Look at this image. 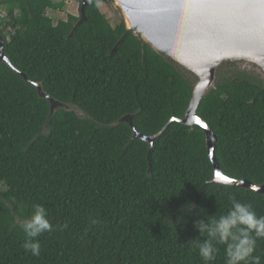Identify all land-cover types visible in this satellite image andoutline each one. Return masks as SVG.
Wrapping results in <instances>:
<instances>
[{
    "label": "trees",
    "instance_id": "trees-1",
    "mask_svg": "<svg viewBox=\"0 0 264 264\" xmlns=\"http://www.w3.org/2000/svg\"><path fill=\"white\" fill-rule=\"evenodd\" d=\"M84 21L57 23L65 1L0 0V34L13 65L0 62V264H204L190 241L196 219L231 208L230 195L264 215V195L215 184L202 127L184 119L193 77L155 52L124 19L111 25L89 0ZM50 96L56 107L52 113ZM198 115L218 137L222 171L264 185V81L236 65L221 69ZM42 204L53 225L26 253L20 224ZM96 221L93 223V221ZM67 225V227H63ZM212 264H225L224 245ZM254 255L264 264V241Z\"/></svg>",
    "mask_w": 264,
    "mask_h": 264
},
{
    "label": "water",
    "instance_id": "water-1",
    "mask_svg": "<svg viewBox=\"0 0 264 264\" xmlns=\"http://www.w3.org/2000/svg\"><path fill=\"white\" fill-rule=\"evenodd\" d=\"M81 3V20L87 21L89 0ZM120 9L128 31L133 32L155 52L171 60L194 79L193 97L184 119L173 118L156 136L142 135L135 127L134 116L122 118L118 124L131 125L134 137L154 145L172 123L200 126L207 135L208 151L215 168V184L240 187L264 195V185L227 176L221 169L215 148L218 137L199 115L203 98L214 88L218 72L236 65L241 70H255L264 81V0H226L203 7L204 0H113ZM6 44L0 34V62L23 76L43 95L42 85L29 80L5 53ZM52 113L57 104L47 95ZM59 105L58 107H61Z\"/></svg>",
    "mask_w": 264,
    "mask_h": 264
},
{
    "label": "clouds",
    "instance_id": "clouds-1",
    "mask_svg": "<svg viewBox=\"0 0 264 264\" xmlns=\"http://www.w3.org/2000/svg\"><path fill=\"white\" fill-rule=\"evenodd\" d=\"M229 200L231 208L226 214L210 220L204 218L193 221V227L203 239L194 238L190 241L198 249L204 264L215 261L218 244L224 245L225 264H261V256L254 253L258 241H264V215L258 216L250 203L241 202L234 195H230ZM20 228L26 235L23 249L39 257L41 244L37 237L53 230L44 205H33L32 214L20 224Z\"/></svg>",
    "mask_w": 264,
    "mask_h": 264
},
{
    "label": "rangeland",
    "instance_id": "rangeland-1",
    "mask_svg": "<svg viewBox=\"0 0 264 264\" xmlns=\"http://www.w3.org/2000/svg\"><path fill=\"white\" fill-rule=\"evenodd\" d=\"M66 3V8L62 11H53L50 10L48 12V15L53 18L55 23H57L59 20H67L68 15H74L79 17L81 12V3L79 0H55V2H63ZM102 12L109 17V20L111 22V25L113 27H116L118 24L121 23L122 19H124L122 12L120 9L115 5V3L111 4V6L108 5H102L101 6ZM226 68V67H225ZM254 72L257 76H259L255 70H247ZM262 79V78H261Z\"/></svg>",
    "mask_w": 264,
    "mask_h": 264
},
{
    "label": "snow or ice",
    "instance_id": "snow-or-ice-1",
    "mask_svg": "<svg viewBox=\"0 0 264 264\" xmlns=\"http://www.w3.org/2000/svg\"><path fill=\"white\" fill-rule=\"evenodd\" d=\"M226 2V0H204L203 7H211L216 3Z\"/></svg>",
    "mask_w": 264,
    "mask_h": 264
}]
</instances>
